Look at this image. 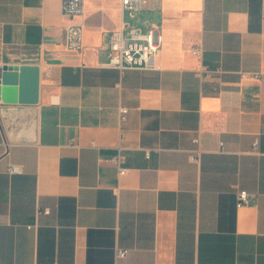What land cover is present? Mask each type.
<instances>
[{"label":"crops","instance_id":"1","mask_svg":"<svg viewBox=\"0 0 264 264\" xmlns=\"http://www.w3.org/2000/svg\"><path fill=\"white\" fill-rule=\"evenodd\" d=\"M141 11L156 68L119 69V0H85L78 51L62 0H0V67H40L37 103L0 100V264H264V0Z\"/></svg>","mask_w":264,"mask_h":264},{"label":"built area","instance_id":"2","mask_svg":"<svg viewBox=\"0 0 264 264\" xmlns=\"http://www.w3.org/2000/svg\"><path fill=\"white\" fill-rule=\"evenodd\" d=\"M122 13H130L134 17L136 13L141 11L145 0H119ZM85 9V0H62V13L68 19L69 23L65 25L66 46L69 50L78 51L82 48L83 26L84 20L77 21V17H83ZM162 47V38L155 25L148 29L137 24H129L122 20L120 27L112 31L109 35L108 59L105 65L125 68H143L154 69L156 65L153 60L158 56ZM192 53L202 56L203 47L195 45L192 47ZM221 69L211 70L207 66H202L201 73L209 74L211 72H220ZM243 78H259L260 73L242 72ZM128 107H120L121 121L127 119ZM258 141L254 143V149L257 148ZM121 155L118 154L116 160L121 162ZM191 160L197 162L199 160V149H195L191 153ZM120 175L125 174L128 168L121 166ZM11 173L22 172V167L18 164L11 163L9 165ZM249 193L246 190L238 192V205H244L249 202ZM127 250L119 249L118 257H124Z\"/></svg>","mask_w":264,"mask_h":264},{"label":"water","instance_id":"3","mask_svg":"<svg viewBox=\"0 0 264 264\" xmlns=\"http://www.w3.org/2000/svg\"><path fill=\"white\" fill-rule=\"evenodd\" d=\"M40 67L32 64L0 67V100L35 104L39 101Z\"/></svg>","mask_w":264,"mask_h":264},{"label":"rangeland","instance_id":"4","mask_svg":"<svg viewBox=\"0 0 264 264\" xmlns=\"http://www.w3.org/2000/svg\"><path fill=\"white\" fill-rule=\"evenodd\" d=\"M142 11L136 13L134 17H131L130 13L125 12L124 13V21L127 23H130L131 25L133 24H141L142 22Z\"/></svg>","mask_w":264,"mask_h":264}]
</instances>
